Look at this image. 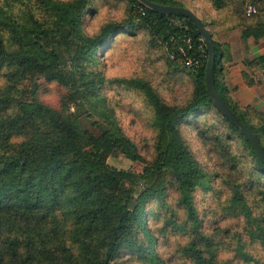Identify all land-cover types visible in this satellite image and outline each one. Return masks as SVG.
<instances>
[{"label": "trees", "instance_id": "trees-1", "mask_svg": "<svg viewBox=\"0 0 264 264\" xmlns=\"http://www.w3.org/2000/svg\"><path fill=\"white\" fill-rule=\"evenodd\" d=\"M201 1L213 15L201 22L215 46L217 93L264 148V114L232 100L229 48L216 40L236 28L263 37L264 0ZM91 2L0 0V264H264V163L209 100L207 52L192 22L127 0L125 19L88 35ZM248 7L256 13L246 16ZM141 30L172 78L183 65L196 67L187 60L199 70L185 74L191 95L178 105L144 78L108 82L140 97L154 134L148 161L105 104L99 67L119 34ZM50 85L61 90L57 107L40 97ZM82 115L97 134L81 125ZM188 132L201 153L190 149ZM118 154L143 163L142 171L110 167ZM199 194L213 205L199 208ZM122 249L129 259L116 262Z\"/></svg>", "mask_w": 264, "mask_h": 264}, {"label": "rangeland", "instance_id": "rangeland-1", "mask_svg": "<svg viewBox=\"0 0 264 264\" xmlns=\"http://www.w3.org/2000/svg\"><path fill=\"white\" fill-rule=\"evenodd\" d=\"M66 1V0H62ZM182 4L187 9L193 11L196 16L205 24L213 21V15L205 6L201 5L199 0H173ZM90 9L94 10L92 15H87L83 24V31L85 34L93 35L101 26L107 22H119L127 17V0H92ZM230 30L218 33L216 40L221 42L226 39L221 38L219 34H228ZM143 30L139 31L135 37L119 36L112 45V47L100 57V69L106 77V83L102 94L106 97L105 104L113 107L116 116L120 121V126L124 134H126L135 144L139 150L140 155L146 160H150L153 150V131L148 126V113L143 109L140 97L134 92H127L126 89H120L119 86L108 84L109 81L115 79L126 80L130 78H144L147 79L151 85L156 89L157 93L168 104H183L191 95L190 79L186 73L197 74L198 66L191 67L183 65L184 71H180L177 75L172 74L164 66V62L160 60V48L150 46L148 37ZM124 37V38H123ZM229 48V46H228ZM231 63L233 55L230 53ZM226 64L228 70V87L229 94L233 100V65ZM182 67V66H180ZM42 83V81L40 82ZM61 90L56 85L45 86V93L41 95V99L52 107L59 105V95ZM100 97L96 96L95 101H99ZM234 99H236L234 97ZM237 100V99H236ZM104 103H100L96 109L99 113L106 110ZM94 105V104H93ZM242 107H245L241 105ZM94 107V106H93ZM71 112L74 107H70ZM85 110H80V113ZM94 115V114H93ZM213 117V116H210ZM81 125L89 129L92 133L97 134L96 130L90 126V119L86 115L80 117ZM213 121L222 126V123L213 117ZM191 132V131H190ZM188 132L186 137L189 141V146L192 151H199L203 149L200 146L199 140L193 133ZM107 164L121 171L141 172L143 163H134L124 155L118 154L107 159ZM207 196V195H205ZM200 207L207 208L213 205L208 198H204L202 194L198 195ZM202 205V206H201ZM230 223L225 221L223 224ZM161 249L157 251L160 252ZM129 259L128 250L122 249L116 257V262H121Z\"/></svg>", "mask_w": 264, "mask_h": 264}, {"label": "crops", "instance_id": "crops-1", "mask_svg": "<svg viewBox=\"0 0 264 264\" xmlns=\"http://www.w3.org/2000/svg\"><path fill=\"white\" fill-rule=\"evenodd\" d=\"M200 4L203 5L202 1ZM218 36L226 38L221 43L228 45L233 55L229 63L233 65V97L241 105L251 106L264 114V36L256 41L253 37L247 39L242 28ZM243 74L247 81L253 82L251 86L245 84Z\"/></svg>", "mask_w": 264, "mask_h": 264}, {"label": "water", "instance_id": "water-1", "mask_svg": "<svg viewBox=\"0 0 264 264\" xmlns=\"http://www.w3.org/2000/svg\"><path fill=\"white\" fill-rule=\"evenodd\" d=\"M141 5L149 9L151 12L161 16H176L179 15L192 22L197 33L200 35L204 43L207 60L205 65L204 82L208 91L209 100L214 107L219 111L221 116L227 119L239 132L247 139L257 157L264 163V148L261 146L256 136L240 123L230 108L223 102L222 98L217 93L215 87V46L213 39L208 30L203 26L201 20L191 10L184 7H174L167 5H159L147 0H137Z\"/></svg>", "mask_w": 264, "mask_h": 264}, {"label": "built area", "instance_id": "built-area-1", "mask_svg": "<svg viewBox=\"0 0 264 264\" xmlns=\"http://www.w3.org/2000/svg\"><path fill=\"white\" fill-rule=\"evenodd\" d=\"M255 13H256V10H255L254 7H248L247 10H246V16H252V15H254ZM174 24H175V25H180L181 23H180V21H174ZM201 41H202V40H201ZM202 43H203V41H202ZM186 44H189V41H186ZM204 47H205V46H204V43H203V45H200V46L198 47L201 53H204V52H203ZM180 52L183 54V50H182V49H180ZM187 64H188V65H191V66H196V67H197V63L192 64V62L189 61V60H187Z\"/></svg>", "mask_w": 264, "mask_h": 264}]
</instances>
